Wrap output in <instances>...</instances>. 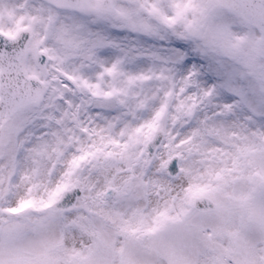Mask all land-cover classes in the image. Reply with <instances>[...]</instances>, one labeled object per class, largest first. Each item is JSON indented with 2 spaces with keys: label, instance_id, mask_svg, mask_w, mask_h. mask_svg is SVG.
<instances>
[{
  "label": "snow or ice",
  "instance_id": "1",
  "mask_svg": "<svg viewBox=\"0 0 264 264\" xmlns=\"http://www.w3.org/2000/svg\"><path fill=\"white\" fill-rule=\"evenodd\" d=\"M0 264H264V0H0Z\"/></svg>",
  "mask_w": 264,
  "mask_h": 264
}]
</instances>
